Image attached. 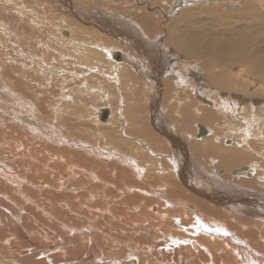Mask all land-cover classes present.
Returning <instances> with one entry per match:
<instances>
[{"label":"rangeland","instance_id":"374dc122","mask_svg":"<svg viewBox=\"0 0 264 264\" xmlns=\"http://www.w3.org/2000/svg\"><path fill=\"white\" fill-rule=\"evenodd\" d=\"M70 1L75 7H81L77 0ZM143 1H149L151 5L146 14L153 16L146 18L152 20L149 21L155 28L145 42H157L164 30L167 36L174 33L171 22L180 17L181 9L165 17L168 14L164 8L168 6L167 1L162 5L159 0ZM212 1H190L183 10ZM89 2L95 10L96 6L107 9L109 4V0ZM217 2L220 0L216 1L218 6ZM221 2L230 5L231 11H242L245 6L264 10V0ZM56 3L57 0L55 3L51 0H0V264H211L214 257L222 259L224 249L219 250L220 243L230 236L223 229L230 224L215 223L218 214L208 208L219 209L221 206L215 198L186 187L172 173L181 166L180 161L168 153L170 146L163 142L168 133L177 137L184 142L181 149L186 152L190 165L232 186L240 181L236 180L234 172L233 177L230 176V171L257 161L264 164V130L256 138L249 139L252 149L249 154L254 153L256 159L246 161L245 156L241 163L233 166L219 163L218 149L238 150L243 147L239 140H233L231 148L222 140L214 144L218 149L210 146L215 151L200 147L204 144L202 141L212 139L211 136L205 133L198 137L199 128L206 132V128L211 129L212 133L217 129L222 139L231 141L234 135L226 136L228 127L239 123V129L242 127L244 116L248 118L250 112V99L259 101L255 103L259 109L254 112L264 118V79L257 83L252 75L246 77L240 73L239 66L225 64L226 55H232L231 48L237 53L246 46H253L256 41L221 37L219 32L223 30L218 26L210 29L204 23L192 24L189 29L204 34V40L196 43V49H203L204 53L193 59L183 56L181 63L175 64L172 60L173 66L168 68L169 72L173 69V74H183L191 79L196 76L194 85L201 83L200 87L208 89L201 92L206 95L211 92L209 97L214 101L221 102L223 98L227 101V91L245 99L241 101L249 111L244 112L243 117L242 114H236L234 118L224 116L219 112L221 107L202 104L195 95V86L180 91L182 88L175 85L176 81H169L176 77H169L165 70H158V74L151 76L152 86L146 74L136 72L133 65L132 68L126 66L130 80L143 85L137 86V90L129 88L135 90L131 94L133 98L126 90L122 98L121 84L112 73L111 65L116 62L105 59L99 50L101 45L95 44L98 42L92 38L81 40L84 48L81 52L71 50L69 45L66 46L70 40H64L69 29L61 21L74 19L82 28L97 29L79 21L68 8ZM189 37L191 43L196 41ZM115 43L116 49L120 48L125 55L127 52L121 43ZM214 44L219 48H213ZM152 55H144L148 61L143 58L136 61L143 67L156 66L158 59L152 62ZM159 55L163 59L164 53ZM257 60L264 61V57ZM184 64L189 71L181 70ZM160 65L156 68L159 69ZM219 71V77L226 83L236 78L235 88L227 90L222 87L220 91L221 79H213ZM239 84L246 88L245 97L241 95ZM150 88L155 90V97ZM257 92L263 95L258 96ZM173 105L179 106L178 113H174L176 106ZM201 109H209L213 115ZM156 111L161 114L159 120L163 129L153 126ZM215 116L219 119L216 120ZM134 124L140 126L138 132ZM231 133L240 136L238 131L232 130ZM257 149L261 155L259 160ZM221 172L224 173L222 177ZM250 180L255 186H243V189L262 199L264 180H258L254 175ZM175 182L181 190L175 189ZM174 193L178 196L175 197ZM186 202L191 203V210L185 207L190 206ZM199 202H208L207 207L199 206ZM258 205L264 209L263 202L259 201ZM206 213L211 215L205 218ZM228 214L235 216L231 212ZM251 228L258 232L255 226ZM201 238H205V242H201ZM191 240H194L193 247L202 260L196 259ZM257 241L261 242L259 236ZM212 242L214 244L209 247ZM230 243L232 248L243 247L242 242ZM263 243H258L259 250L250 238L245 240L246 247L253 253L243 259L244 264H264ZM254 253L260 254L259 261ZM227 259L224 255L223 260L226 262Z\"/></svg>","mask_w":264,"mask_h":264},{"label":"bare ground","instance_id":"6f19581e","mask_svg":"<svg viewBox=\"0 0 264 264\" xmlns=\"http://www.w3.org/2000/svg\"><path fill=\"white\" fill-rule=\"evenodd\" d=\"M51 1L53 3H55L56 0L55 1L51 0ZM77 1L80 3L81 7H75V5L72 4L70 0H57L56 4H58L60 7L68 8L71 15H73L76 19H78L79 21L87 22V23L91 24L97 30L94 31V30H91L88 28L87 29L82 28L78 24H76V22H75L76 20H74V19H62L63 21H61V20L60 21L64 24V26L66 25V27L69 29V31L65 33L64 40L66 42L68 40H70V42H71V43L67 42V44L66 43L65 44L67 47L69 45L71 50H73V51L75 50L76 52L79 53V52H81L80 50H84V48H82V43L80 44L81 40H85L86 38L95 39L98 42L95 44L101 45V47H99L100 48L99 50L103 54L105 59L106 58L112 59L113 62H116L115 64L111 65L112 69L114 70V72H112V73H113V76L116 77L117 82L121 84V87H120L121 96H122L123 91L126 90V91H129L128 94H130V97L133 98V96L131 94H134V92H135V90L133 91L134 87L137 90V86L142 87V85H143V84L140 85V82L135 83V82L131 81L130 77L127 75V74H129V72L127 71L126 66H129V68H132V65H133L136 69V72L141 71V72H143V74H146L150 83L152 82L151 76H153L154 74H158L159 73L158 70H160V72H161V70H165V74L169 75V77L170 76L176 77L175 79H171L169 81H176L175 85L180 86V88H182V89H180V91L182 90L185 92V90L193 89V87L195 86V89H194L195 95L197 97H199V101L202 104L209 106L211 108H212V106H214L215 108L218 107L219 109L221 107L222 110H220V111L218 110V111L220 113H222L224 116L229 115L231 118H234L236 116V114H240V115L242 114V117H243V115H244L243 113L248 110V107L243 105L244 101H241V99L242 100H245V99H243L241 97L239 98L238 96L235 97L236 95H231L232 92L230 93V91L229 92L227 91V94L229 96V99L227 101L226 100L224 101L225 98H223V97H221V99L223 98L221 100V102L214 101V100L210 99V97H209L211 92L208 95H206V93L201 92L203 90H208V89H205L204 87L203 88L200 87L201 83L200 84L197 83L196 85H194L195 82H193V80L196 81V79H195L196 76H195V78L193 77L191 79L189 76H185L183 74H179V73L173 74V69L169 72L168 68L170 67L172 60H174L175 64L178 62L181 63V62H183V61H181L183 56L185 58H188V59H193L194 56H199L202 53H204V51H202L203 49H196L197 48L196 43L199 44L200 41L204 40V39H202L204 37V34L196 33V31H194V29H189V27L192 24L197 25V24H203L204 23L205 26H210V29H212L213 26H215L216 28H217V26H218V28H222L223 32H219V35H221V37L234 38L235 40H238V41L241 38H245V39L248 38L249 39L248 41L252 42V39H253V41L254 40L256 41V43H254V45L251 44L253 46H250V45H249V47L246 46L237 53H235L236 52L235 49L233 51V48H231V51H229V52H232V55H226L227 57H225V60H226L225 64L226 65L228 64V66H229V64H231L232 66H239L240 67V71H239L240 73L245 74L246 77L248 75H252L254 81H256L257 83L260 82L261 80L264 79V61L260 62L257 60V58H260V56L264 57V10H262L261 7L260 8L259 7H250L248 9V8H245V7H247V6H245L244 8H242V11H239V10L231 11V10H229V8L231 7L230 5L228 6V4L223 3L220 0V2H217V4H218V6H217L216 1H218V0H215V1L213 0L214 2L212 1L210 4L206 3V4L202 5L200 3L201 7L198 6L199 4H196L197 7L192 5L189 9L183 10L184 6L188 7V5L190 4L189 3L190 1H196V0H164V1L159 0L161 2L159 5H162L165 1H167L168 6L166 5V6H164V8L166 9V11H168L167 12L168 14L164 13L165 17L174 13L175 10L181 9L179 12L180 13L182 12V13L180 14V17L176 21L171 22V24L174 26V30H173L174 33H172L170 36H167V34H165L166 33L165 30L162 29V30H164V33H163V35L161 34L162 36H160V34H159L158 40H156L157 42L153 41L152 42L153 44L152 43L148 44L145 42V40H148L150 35L152 34V32L155 31L154 25H153V23H151L152 20L149 19L151 21L150 22L146 18V17L153 16V14L151 15V13H149V15L146 14L147 13L146 11L149 12V9L151 6L149 1L146 3L143 0H109V2H108L109 4H108L107 9H101L100 7L96 6L97 10L94 9V6L91 5L89 0H77ZM150 1H153V0H150ZM156 3H157V1H156ZM258 4H259V2H258ZM226 10H227V13H226ZM60 11L64 12V10H60ZM92 26H90V27H92ZM60 27H61V25H60ZM99 30H101V31H99ZM163 36L166 38L163 39ZM189 36H192L193 38H195L196 41H194V43H191L190 39H189L191 37H189ZM196 36H199L200 38H198ZM147 37H148V39H147ZM257 38H258V41H257ZM186 40H187V42H186ZM115 42L121 43V45L123 46V48L127 52L125 55L120 50V48L119 49L117 48L118 50L116 49V46L113 45V43H115ZM251 42H249V43H251ZM149 48L152 49V53H150ZM213 48H219V46L217 44H214ZM113 49L116 51H112ZM68 50H69V48H68ZM110 51H112V53ZM147 51H148V53H146ZM221 51H223V50H221ZM160 52L164 53L163 59L159 55ZM134 53L136 55H134ZM149 54H153L151 57V61L153 59H158L157 65L161 64L159 69L156 68L157 65L156 66L152 65L155 69H153L152 66L151 67H147V66L143 67L142 64H139L136 61V59L141 60L142 58L144 61H148V57L147 58L145 57L146 59H144V55L149 56ZM172 57H175V58L172 59ZM122 59H123V61H122ZM94 61L96 62L95 59H94ZM96 64H94V65H96ZM171 66H173V64ZM143 68L144 69L148 68V70L146 69L147 72ZM183 68H184V70L189 71V68H187V66L185 64L181 70H183ZM191 69H194V67H191ZM220 73H221V71H219L216 78L213 77L214 81H217V79H221V81H220L221 86L219 87V88H221L220 91H222L223 88H225L227 90L228 89L232 90L233 88H235V86H233L234 85L233 83L236 80V78H232L231 82L226 83L225 80L222 81L223 78L219 77ZM223 73L224 72H222V74ZM177 75H179V76H177ZM107 76H108V74H107ZM146 76L144 75L143 78H146ZM227 76H228V74H227ZM226 80L230 81V78H227ZM156 83L159 85L157 80H156ZM223 83L225 85H223ZM191 84H193V85H191ZM214 84H216V83L214 82ZM152 86H153V82H152ZM191 86H193V87H191ZM129 88L130 89L133 88V89L130 90ZM245 89L246 88H244L243 85L239 84V90H241L242 96H244ZM150 93L153 94V97H155L157 95L155 90L152 88H150ZM256 94L258 96L263 95L261 92H257ZM246 96H248V93H246ZM253 96L255 97V95H253ZM123 97L124 96H122V98ZM181 97H183V95ZM153 100H156V99L154 98ZM187 100L191 102L190 98H188V97H187ZM178 102H179V99H178ZM250 102H251V104L249 105L250 112H249L248 118H246L247 116L246 117L244 116L245 119H243V122L241 124L242 127L239 129L240 123L237 125H230L228 127V131H227L226 136L234 135V136H232L231 141H225V138L222 139V137L220 135H218V131L215 128H214L215 133H212L211 129L206 128L207 132L204 130L206 135L211 136L212 139H206L205 141H202L205 145L200 144L201 148H204L206 146L207 150L209 148L210 150L214 149L215 151H217L215 149V148H217V145H214V144H219V142L222 140H224V142H226V144H227V146H229V148H231L230 144L233 142V140H239L241 142V144L243 145V147H240L238 150L225 149V150L220 151L217 148L218 153L220 155V158L218 161H219V163H226L225 166H233L235 164H239L243 161V158L245 156H246L245 160L255 158L254 157L255 155L253 156L254 153L249 154L252 150L250 143H249V139L252 137L256 138L257 135L263 133L261 130H264V118L262 119V116L258 112H256V113L254 112V111L259 109L255 106V103H258L259 101H257L256 99H250ZM152 105H151V107L154 106V105L153 106ZM178 105H173V106H176V107H174L175 109H173L174 113H178L177 112L178 107H179ZM203 110H205L207 113L213 115V112L210 111L209 109H201V111H203ZM95 114H96V112H95ZM160 115L161 114H158L157 111L155 112L154 121H155L156 125L153 124V126L154 127L158 126L160 129H163L164 126H162V122L160 123V120H159ZM98 117H99V115H98ZM107 119H108V117H107ZM215 119L218 120L219 118L215 116ZM221 120L222 119H220V121ZM234 121H236V120L234 119ZM177 124L180 125L179 123H177ZM131 125L133 126V124H131ZM134 125H135L134 129L136 131H137V129L140 130L139 129L140 126H137L136 124H134ZM177 128H179V127L177 126ZM232 130H233V132L238 131L240 136H236L235 134H232L231 133ZM199 131H200V128H199L198 132ZM255 131L257 133H255ZM167 133L168 132H166V134ZM252 134H254V136ZM200 140H202V139H200ZM163 143L167 146H170V150L168 153L173 155V158H175V160L179 159V161H180L179 163L181 166L178 169H176L175 172L173 171L172 173L174 175L176 174L177 176L176 175L175 176L178 177L186 187L190 188L191 190L194 189V191L196 193L215 198L217 204L220 205L221 207L219 209H214V208L208 206V208L213 210V213L215 212L216 214H218V216H216L218 220L215 221L216 219H214V222L215 223L217 222L218 224H222V223L218 222V221H222L225 224L226 223L230 224V225H228V227L225 225L226 227H224V229H223V231L226 229L227 231L225 230L224 232H226L227 234H230V236L228 237L227 241H221V243H220L221 248L219 249V250L224 249V251H222V253L225 255V259L229 258V260L227 259V261L225 262V260H223L224 259V255H223L222 259L220 257L219 258L214 257V260H212L213 262L211 264H225V263L226 264H244L243 259L248 257L249 254L252 252L249 248L246 247L245 240L247 238H250L253 242H255L256 249H259V250H260V248H259L258 243H261L262 241L264 242V209L258 205L259 201L264 203V200H263L264 197L261 199L258 195L251 193L247 189H243V186H246L248 188H252L251 186H253L254 184H253V181L250 180V178L253 175H254V177H257L258 180H261V179L264 180V175H263L264 164L262 162L257 161V162L248 164L247 167H243V168H240V169H237L234 171L233 170L230 171L229 175L230 176L232 175V177H233V172H234V177L236 178V180L239 179V181H240V182L238 181L239 184H237L236 186L235 185L232 186V184H230V183H229L230 185H228L227 184L228 182H225L226 184L223 183L224 181L220 182L219 179L218 180L215 179V177H213L210 174L206 175L205 172H202L195 165H193V166L190 165L189 164L190 161L187 160L188 156H187L186 152L181 149L182 148L181 146H183L182 143H184V142H182L177 137L172 136L168 133L167 139ZM210 146H215V148L212 149V148H210ZM166 149H167V147H166ZM257 151H258V152H256L258 155L257 158L259 160L261 155H260L259 149H257ZM217 167L219 168V166H217ZM222 174H224V173L221 172V174H220L221 177L224 176ZM225 178H227V177H225ZM38 180H39V178H38ZM263 180H261V181H263ZM35 184H37V182ZM36 186H38V184ZM142 186H144V185H142ZM173 186H175V189L181 190V188L178 186V183H176V182L173 183ZM263 189H264V187H263ZM147 190H148V187H147ZM55 191H57V190H55ZM152 192H154V191H152ZM176 195L178 196V194H175V197H176ZM137 199H139V198H137ZM139 202H141V198H140ZM165 203L166 204L167 203L173 204L172 201H170V202L165 201ZM186 203L189 204L188 202H186ZM199 203H198L199 206H201V207L206 206L207 207L206 203H208V202H206L205 204H204V202L203 203L199 202ZM174 205L177 207L176 203H174ZM189 205L190 206H185V207L188 208L189 210H191V208H190L191 203ZM201 212L203 214L202 210H200V213ZM208 212H209V210H208ZM230 212L235 214V216L233 217L230 214H228ZM143 213H146V211ZM208 214H210V213H206V216L204 215V217L208 218L207 217ZM216 214H213L212 217H215ZM219 216H221V218ZM239 217H241L242 219ZM248 218H250L251 221L248 220ZM161 219H162V217H161ZM254 220H257V223H255ZM258 221H259V223H258ZM260 223H261V226L258 225ZM253 226L256 227L258 232L255 233L252 231L251 227H253ZM229 230H231L232 232H230ZM258 236L260 237L261 242L257 241ZM201 239H202L201 242H205V240H206L205 238H201ZM230 241L232 243L242 242L241 245L243 247L238 246L239 248H234V247L232 248L230 246L231 245ZM213 244L214 243L212 242L211 244H208V246L210 247ZM190 245L192 246L191 248H192L193 252H195V248L193 247L195 245L194 240L190 241ZM201 245H204V244L201 243ZM263 245H264V243H263ZM21 253L23 255L24 252H21ZM192 255H194V254H192ZM213 255H215V254H213ZM255 255L259 261L260 254H255ZM195 257L198 260H202L200 258V256H198V253H196ZM88 260H92V259H88ZM201 264H204V263H201ZM206 264H210V263L207 262Z\"/></svg>","mask_w":264,"mask_h":264},{"label":"water","instance_id":"95a60500","mask_svg":"<svg viewBox=\"0 0 264 264\" xmlns=\"http://www.w3.org/2000/svg\"><path fill=\"white\" fill-rule=\"evenodd\" d=\"M104 117V116H103ZM205 134V131L204 130H200L199 133H198V137H201ZM244 170V169H243Z\"/></svg>","mask_w":264,"mask_h":264}]
</instances>
